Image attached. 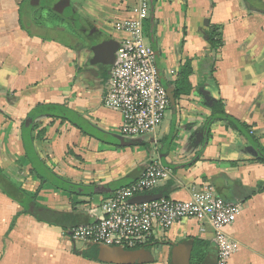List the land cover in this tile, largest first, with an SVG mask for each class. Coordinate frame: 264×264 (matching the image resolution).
<instances>
[{"label": "crops", "instance_id": "1", "mask_svg": "<svg viewBox=\"0 0 264 264\" xmlns=\"http://www.w3.org/2000/svg\"><path fill=\"white\" fill-rule=\"evenodd\" d=\"M60 1L48 0L46 9L58 16L50 27L31 15L21 19L25 3L32 12L41 8L31 0H0V116L11 117L0 125V139L9 146L0 163L18 165V176L31 182L36 191L27 205L34 200L37 208L70 213L72 226L94 222L104 200L159 160L172 176L150 194L186 200L192 186L211 184L240 208L227 228L236 244L228 264H264V162L226 121L210 118L212 103L221 100L264 148V13L244 0H148L144 34L175 105L156 130L130 141L120 133L121 113L103 105L106 74L91 48L118 43L124 34L116 24L135 14L138 0H70L59 13L53 7ZM69 7L86 40L62 27L70 22L63 16ZM211 25L219 28L220 47L207 41ZM11 198L0 188V214L6 204L10 208L0 264H51L63 254L75 260L61 264H183L186 256L189 264L216 261L212 229L200 230L195 220L156 230L145 247L148 261L116 263L110 250L97 261L87 259L85 244L70 248L68 230L39 220Z\"/></svg>", "mask_w": 264, "mask_h": 264}, {"label": "built area", "instance_id": "2", "mask_svg": "<svg viewBox=\"0 0 264 264\" xmlns=\"http://www.w3.org/2000/svg\"><path fill=\"white\" fill-rule=\"evenodd\" d=\"M135 14L116 24L124 35L118 41L115 58L107 69L103 105L122 115L120 133L137 138L151 133L162 123L170 106L167 89L155 64V53L144 34L149 15L148 0H138ZM170 168L153 160L131 184L115 190L101 204V216L94 222L68 230L71 241L88 245L141 249L153 240L156 230L167 229L181 220H195L200 230L209 226L216 249L215 264H228L235 242L227 228L239 214V204L219 196L209 183L192 186L189 198H159L133 203L131 199L150 194L160 181L171 178Z\"/></svg>", "mask_w": 264, "mask_h": 264}, {"label": "rangeland", "instance_id": "3", "mask_svg": "<svg viewBox=\"0 0 264 264\" xmlns=\"http://www.w3.org/2000/svg\"><path fill=\"white\" fill-rule=\"evenodd\" d=\"M39 1H40L39 5L41 8H38L37 10H35V12H32L33 7L30 5V2L25 3L22 6V9L20 11L21 19L24 21L25 19H28V17L31 15L32 17L34 16V19L36 21H38V20H39V22L42 21L47 26H50V27L57 26L58 16L56 14L52 13V11H50L48 8L46 9L47 4H48V0H39ZM63 16L66 17L67 19H70L69 20L70 22H68L64 18L65 20H63L62 27L69 32H71V31L76 32L78 34L77 36L81 40H86L85 35L83 33H81L82 32V30H81L82 24L77 20L76 13L75 12L72 13V9H70V7H69V8H66L64 10ZM51 33H55V32L54 31H51V32L47 31L46 32V34H51ZM56 34H57L58 38L66 39L65 35L61 34V32H57ZM10 121H11V117L9 115H4L3 118H1V116H0V125H2L4 123H9ZM0 140H1L0 141V155L2 157L5 154L4 153L5 150L9 149V146L7 143L4 144L2 139H0ZM4 145L8 146V147L6 148ZM3 166L4 165H2L0 163V188L2 189V191H4V193L7 196H10V197L12 196V198L14 197L16 202L17 201H23V203H24L23 207L27 209L29 207L27 205V202L30 199L34 198L33 192H35L36 190L33 191V189H29V184L31 182H29L27 180V178H23V177L20 178L19 177L20 175L18 176V173H17V170L19 167L18 165H16V167H14L13 164H10V165L5 166V167H3ZM24 188H26V189H24ZM25 191L27 193H25ZM28 194L31 195L32 197L29 196ZM35 198H36V196H35ZM5 208H7L8 211L10 210V208L8 207L7 204L5 205ZM8 211L5 212L4 215L0 214V237L1 238H2V233H5V231L8 228V225H9V216L10 215L8 214ZM70 243H71L70 248H72V250L73 249L81 250L84 247L83 243L81 244L79 242H74L71 240H70ZM66 257H69L72 259L74 258L71 255L66 256L63 254L60 257L61 258L60 260H58V261L55 260V262L54 263L52 262L51 264H61V262L66 261ZM74 260H75V258H74Z\"/></svg>", "mask_w": 264, "mask_h": 264}, {"label": "trees", "instance_id": "4", "mask_svg": "<svg viewBox=\"0 0 264 264\" xmlns=\"http://www.w3.org/2000/svg\"><path fill=\"white\" fill-rule=\"evenodd\" d=\"M246 5L250 10L259 11L264 13V2L261 0H244ZM207 41L210 44L211 48H216L222 46V36L217 26L211 25L209 30L206 31ZM212 115L210 116L211 120H224L232 127L237 130L241 135H243L255 148L258 149L259 155L257 160L264 162V148L258 144V140L250 133L249 125L240 122L239 120L228 115L224 110V105L221 100H215L212 105ZM31 205H37L33 200ZM28 209V208H27ZM28 212V210H27ZM71 217L70 213L57 212L51 209H48L46 217H37L39 220L44 221L50 225H55L61 227L65 230L72 228V224L68 220ZM193 255L199 260L202 261L204 256L201 252L194 250ZM82 256L91 259L98 260V246L97 245H88L83 251ZM216 262V261H214ZM215 264V263H214Z\"/></svg>", "mask_w": 264, "mask_h": 264}, {"label": "water", "instance_id": "5", "mask_svg": "<svg viewBox=\"0 0 264 264\" xmlns=\"http://www.w3.org/2000/svg\"><path fill=\"white\" fill-rule=\"evenodd\" d=\"M70 0H61L58 4H56L53 7V10L62 13V9L64 6L69 5ZM31 4L33 6H37L40 4L39 0H31ZM75 11L72 10V13ZM118 44L115 41H108L106 44L102 45H97L94 48H91L94 52V60L95 62L101 64L103 66V69L107 70L109 66L112 64L115 58V52L117 50ZM105 70V71H106ZM167 93L168 97L170 100V105L174 106L175 105V97H174V92L172 88H167ZM135 138H132L130 141H135ZM163 196L161 194H143L136 196L131 199V202L133 203H142V202H147V201H152L156 200L159 198H162ZM29 212L35 216V217H46L47 215V209L44 207L37 208L35 205H31L29 207ZM107 250H110L114 252L116 255L113 256L112 260L115 261L116 263H125L126 261H137V262H142L145 260L148 256L149 253L145 248L141 249H134V250H126L121 247H109L105 245H99L98 246V254L100 257L102 256L103 252H106ZM148 261V260H145ZM183 264H189V259L187 256L183 258L182 260ZM180 264V263H177Z\"/></svg>", "mask_w": 264, "mask_h": 264}, {"label": "flooded vegetation", "instance_id": "6", "mask_svg": "<svg viewBox=\"0 0 264 264\" xmlns=\"http://www.w3.org/2000/svg\"><path fill=\"white\" fill-rule=\"evenodd\" d=\"M106 70V69H105ZM104 69H103V71L105 72V74H107V70L105 71ZM38 208H40V206H38Z\"/></svg>", "mask_w": 264, "mask_h": 264}]
</instances>
